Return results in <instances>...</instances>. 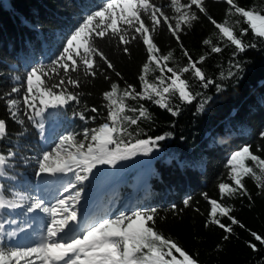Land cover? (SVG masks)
Listing matches in <instances>:
<instances>
[{
	"label": "trees",
	"instance_id": "obj_1",
	"mask_svg": "<svg viewBox=\"0 0 264 264\" xmlns=\"http://www.w3.org/2000/svg\"><path fill=\"white\" fill-rule=\"evenodd\" d=\"M102 0H0V94L10 91L11 87L19 86L24 74L30 67L37 64H48L58 54L64 41V36L70 32L82 17L93 10H98ZM163 3L164 0H157ZM243 7L256 5L264 8V0H236ZM209 13L218 22L225 18V11L229 7L223 0H206ZM264 14V12H262ZM230 22L241 20L240 27H248L243 18L238 15L229 18ZM211 38L213 45L222 48L220 53H212L210 46L202 42ZM245 42L255 43L256 47L249 48L238 54L235 59L243 65V70L234 77H227V72L233 60L234 46L226 38H221L218 30L201 15L191 29H185L181 34V42L188 50L194 61L201 55L206 59L198 64L208 79L222 85L217 91L215 84L207 89L199 85L192 77L191 71L183 74L191 90L199 93L191 103H183L178 96L173 97L171 105L179 106L180 112L173 116L166 109L160 108L147 100H132L126 98L125 103L131 107L144 104L149 109L151 119L138 121L140 129L150 136L171 133L159 147L153 149L149 155L138 154L122 160L120 179L104 192L101 202H107L111 193L118 188L124 194L130 191V185L137 182L130 202V208L137 206L156 207L163 220H157V228L166 237L178 242L198 264H264V244L256 241L251 232L264 237V189L257 187V181L251 177L244 179L248 196L237 195L226 198V205H231V213L244 227L233 225L232 234L215 224L205 226L210 211V204L202 193H207L211 199H219L218 183L227 182L225 167L230 153L244 144L252 145L255 150L259 145L264 148V139L259 136L264 131V41L255 39L249 31L244 38ZM154 41L161 49L162 54L173 51V59L168 61V67L179 68L186 66L187 57L183 55L180 44L162 27L154 34ZM98 46L105 52L114 65L109 69L107 65L97 59L99 67L95 77H83L81 87V103H71L69 106L53 110L57 115L45 113L44 130L50 133L43 146L42 134L31 122L27 121L21 109L20 119L25 120L21 125L10 118L3 99H0V119L7 121V135L0 139V154L8 157L9 152L16 155L8 157L5 175L0 176V185L11 193L7 198L13 199L16 194L25 197L23 201L15 200L20 204L16 208L0 209V222L5 224L4 230L14 221L20 227H26L29 195L35 194V186L41 182L36 176L38 160L44 151H49L58 143L59 136L67 131L80 132L84 127H95L107 115L102 93L110 90V81L118 82L120 96L126 84H131L137 91H141L142 64L147 60L145 45L141 40L133 41L129 53L123 52V46L115 39L97 41ZM163 63V62H162ZM119 72L120 77L116 76ZM224 73L225 78L221 77ZM160 75L155 64H150L147 79L153 81ZM166 75H171L167 73ZM20 76L21 80H15ZM107 76L109 79H105ZM158 83V81H156ZM22 94V93H21ZM15 95V94H14ZM204 102V109L199 110V104ZM85 106L97 107L100 116L96 121H81L72 115L73 110H82ZM125 115L135 116L125 109ZM86 115H96L86 112ZM39 119V118H38ZM136 126H132V131ZM82 138V137H79ZM144 138V137H142ZM264 158V151L257 153ZM153 157L147 173L143 165L147 158ZM151 161V160H150ZM252 166L249 160L246 162ZM72 177L69 174L68 177ZM66 179V176H65ZM122 180V181H121ZM121 181V182H120ZM85 194L95 200V190L89 188V182L83 184ZM191 197L190 206L185 207L183 200ZM109 201V200H108ZM176 205V211L171 208ZM199 209L195 211L194 209ZM222 223L229 224L226 217H218ZM31 225V224H30ZM227 239H224L225 236ZM2 242L10 247L5 235ZM248 242L256 244V250L248 246ZM175 254V253H174ZM178 255V254H177Z\"/></svg>",
	"mask_w": 264,
	"mask_h": 264
},
{
	"label": "snow or ice",
	"instance_id": "obj_2",
	"mask_svg": "<svg viewBox=\"0 0 264 264\" xmlns=\"http://www.w3.org/2000/svg\"><path fill=\"white\" fill-rule=\"evenodd\" d=\"M223 2L229 7L225 11V18L218 22L209 13L206 0H164L163 3L157 0H102L98 10L82 17V21L64 36L61 49L50 63L30 67L19 86H13L10 91L0 94L13 121L25 124V120L20 119L22 109L27 121L43 134L45 113L55 116L57 113L49 112L50 109L59 110L73 102L77 105L81 103L82 94L78 89L81 87L82 76L97 75V59L103 61L109 69L114 68L98 46V40L115 39L123 46L126 54L129 53L128 45L137 39L146 48L147 60L142 64L139 75L142 90L137 91L133 85L126 84L117 97L120 85L110 81V90L102 93L107 110L104 120L95 127L86 126L80 132L67 131L59 136L55 147L42 153L36 176L61 177L72 174L75 182L69 180L63 186L64 193L71 190V195H61L50 207L43 200H35L28 207V212L42 209L44 213L50 214L42 238L24 246L5 247L0 242V264H198V259L157 228V220H163L164 217L160 216L156 207L137 206L110 216H101L90 223H81L76 205L84 192L83 182L88 180L98 166L114 167L120 160L138 154L149 155L159 147V141L171 135L165 133L150 136L144 133L138 121L151 119L149 109L142 103L138 107L128 106L126 98L150 101L176 116L180 108L176 106L174 109L171 105L173 97L178 96L181 102L191 103L199 95L194 94L189 81L182 78L183 74L191 71L192 77L203 88L215 84L218 92L222 90L221 84L208 79L202 68L197 66L206 57L201 55L194 61L181 42V34L185 29H191L201 15L214 25L221 38H226L234 46L227 77H234L243 70L242 63L235 57L256 47L255 43L243 39L249 31L255 39L264 41V8L258 9L256 5L246 8L236 0ZM236 15L242 17L248 27H240V19L230 23L229 18ZM162 27L180 44L183 55L188 59L186 66L168 67L167 62L173 59V51L162 54L154 41V34ZM202 43L210 46L212 53L222 51L220 46L212 44L211 38L204 39ZM153 63L160 75L149 81L147 74ZM166 72L171 75H166ZM120 75L116 72L117 77ZM220 75L225 78L224 73ZM105 79L109 78L105 76ZM15 80L20 81L21 77L16 76ZM126 108L138 114L125 115ZM203 109L204 102L199 104V110ZM86 112L96 115H86ZM72 115L87 122L96 121L100 112L95 106H85L82 110H73ZM132 126L136 127L130 131ZM6 135L7 121L0 119V139ZM259 136L264 139V131H260ZM262 151L264 148L261 146L253 150L252 145L246 143L230 153L225 164L228 170L227 182L221 180L218 183L219 199H211L207 193H202L211 206L206 227L215 224L228 235L232 234L233 225L244 227L231 215L233 208L226 205L225 200L237 195L251 199L244 184L246 177L253 178L258 182L257 187L264 189V158L257 154ZM15 155L13 152L8 153V157ZM8 157L0 154V176L5 175ZM249 160L252 166L246 163ZM8 195L12 194L0 185V209L19 207L20 204L14 201L25 199L19 194L9 199ZM191 201V197L185 198L184 206H190ZM171 208L176 211V205ZM194 210L199 211L198 208ZM218 217H226L230 223L224 224ZM4 228L5 224L0 222V233H4ZM250 234L264 244V237L255 232ZM6 236L15 237L16 232H7ZM227 238L226 235L224 239ZM2 239L0 236V241ZM248 246L256 250V244L248 242Z\"/></svg>",
	"mask_w": 264,
	"mask_h": 264
},
{
	"label": "rangeland",
	"instance_id": "obj_3",
	"mask_svg": "<svg viewBox=\"0 0 264 264\" xmlns=\"http://www.w3.org/2000/svg\"><path fill=\"white\" fill-rule=\"evenodd\" d=\"M234 22L231 21L230 23ZM48 130V129H47ZM45 131L42 134V142H44L48 139V134L50 131ZM151 160V161H150ZM153 157L151 159L148 157L146 163L143 165V168L146 169L147 173L142 178V183L146 179L148 174V169H150V166L152 164ZM122 160L118 161L117 164L113 167L111 165H101L98 166L97 169L93 170V174H91L88 178L89 182V188H86L85 190L93 191V190H99L100 187L107 184H113L117 183L120 179V173H121V166L122 163H120ZM69 174L61 177H50L49 179H44L42 182L37 184L35 186V194L29 195V202H34L35 200H43L45 202L46 206H51L56 202L57 198H60L61 195H71V190L68 193H64L63 186L71 180L72 182H75L74 177H68ZM84 181L83 184L86 182ZM122 181V180H121ZM120 181V182H121ZM82 184V186H83ZM137 182L131 184L130 191L126 195L121 192H119V189L117 192L114 193V195L111 196L108 203V210L105 213V215L101 216H110L114 213H118V211H126L130 208V202L132 199V196L134 195V191L138 189ZM96 191V192H97ZM118 193V197L117 196ZM87 195L85 192L81 194V199L79 203L76 205V209L81 210L83 206L86 204ZM100 214H97L95 217V220L100 218ZM27 218L25 225L26 227L29 225V228H32V231H29L28 229L21 228L20 223H17L13 220V222L4 230V233H1V235H5L7 232L15 231L16 236L15 237H7V242L10 245V247L13 246H24V245H31L33 242H38L45 231L46 223L50 221V214L44 213L42 209H37L32 212L27 213V216L24 217ZM31 224V225H30Z\"/></svg>",
	"mask_w": 264,
	"mask_h": 264
},
{
	"label": "bare ground",
	"instance_id": "obj_4",
	"mask_svg": "<svg viewBox=\"0 0 264 264\" xmlns=\"http://www.w3.org/2000/svg\"><path fill=\"white\" fill-rule=\"evenodd\" d=\"M134 187V189H135V187H137V186H133Z\"/></svg>",
	"mask_w": 264,
	"mask_h": 264
}]
</instances>
